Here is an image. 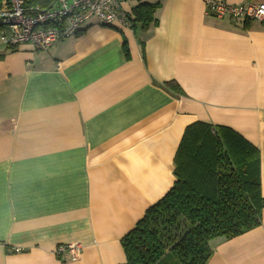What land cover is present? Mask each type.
I'll list each match as a JSON object with an SVG mask.
<instances>
[{
    "label": "crops",
    "instance_id": "0c3cea01",
    "mask_svg": "<svg viewBox=\"0 0 264 264\" xmlns=\"http://www.w3.org/2000/svg\"><path fill=\"white\" fill-rule=\"evenodd\" d=\"M149 1L147 32L94 25L47 51L0 41V264H125L122 238L174 186L199 121L259 150L264 198V24ZM70 245L77 260L55 255ZM209 246L207 264H264V208L257 228Z\"/></svg>",
    "mask_w": 264,
    "mask_h": 264
},
{
    "label": "trees",
    "instance_id": "16d2710c",
    "mask_svg": "<svg viewBox=\"0 0 264 264\" xmlns=\"http://www.w3.org/2000/svg\"><path fill=\"white\" fill-rule=\"evenodd\" d=\"M136 2L131 29L137 34L158 25L161 6ZM6 6L0 0V9ZM124 49L129 56L127 42ZM166 85L184 95L178 85ZM260 164L259 150L231 128L202 121L188 126L175 157L174 186L121 240L125 264H207L211 240L257 228L264 208Z\"/></svg>",
    "mask_w": 264,
    "mask_h": 264
},
{
    "label": "built area",
    "instance_id": "2783aa9c",
    "mask_svg": "<svg viewBox=\"0 0 264 264\" xmlns=\"http://www.w3.org/2000/svg\"><path fill=\"white\" fill-rule=\"evenodd\" d=\"M204 1L208 16L264 24V4L235 6L219 0ZM6 4L0 9V41L9 48L30 44L38 51H47L94 25L132 28V15L124 10L122 0H6ZM67 252L77 260L81 246L59 247L55 255L62 257Z\"/></svg>",
    "mask_w": 264,
    "mask_h": 264
},
{
    "label": "rangeland",
    "instance_id": "374dc122",
    "mask_svg": "<svg viewBox=\"0 0 264 264\" xmlns=\"http://www.w3.org/2000/svg\"><path fill=\"white\" fill-rule=\"evenodd\" d=\"M136 3V0H122V6L124 10L129 14H132V10L135 7Z\"/></svg>",
    "mask_w": 264,
    "mask_h": 264
}]
</instances>
